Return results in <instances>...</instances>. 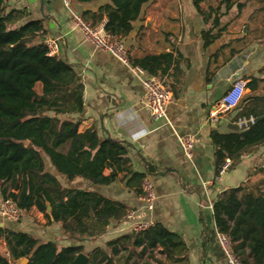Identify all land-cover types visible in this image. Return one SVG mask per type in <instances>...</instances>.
Masks as SVG:
<instances>
[{
	"label": "crops",
	"instance_id": "obj_1",
	"mask_svg": "<svg viewBox=\"0 0 264 264\" xmlns=\"http://www.w3.org/2000/svg\"><path fill=\"white\" fill-rule=\"evenodd\" d=\"M65 1L8 0L6 8L27 12L18 25L43 21V39L56 40V55L73 66L83 86L82 111L66 117L79 121V132L93 128L99 140L111 138L128 144L133 170L144 172L145 165L152 168L153 173L146 176L156 199L148 212L141 195L128 190L120 175L113 183L99 186L81 179L62 178L54 168L47 170L46 162L45 171L63 188L94 191L129 206L132 218L111 223L95 246L105 248L106 242L129 233L140 220H151L182 237L186 247L183 264H228L214 228L212 205L225 192L239 186V197L247 192L264 194V147L249 149L217 180L209 134L211 130L220 134L231 132L238 109L215 120H209L208 114L236 80L246 84L257 80L253 93L264 96V0H230L232 7L220 17L219 25L211 33L222 31L208 46H204L201 35L211 28V21L204 22L192 0H150L142 6L132 31L122 40L132 67L145 56L172 55L162 77L158 75L171 93V101L166 118L157 121L144 106L143 88L131 69L96 50L75 26L70 9L81 15L96 12L110 4V0L88 4L67 0L69 8ZM220 2L204 0L200 8L207 10ZM236 3L244 4L240 12ZM220 10L224 12V4ZM105 22L102 14L95 27L103 28ZM249 93L246 87L245 95ZM254 107L264 111V100L247 105L248 109ZM184 135H192L196 140L190 159L183 155L177 140ZM20 219L12 222L0 218V227L29 234L41 242H54L59 248L72 245L58 224L47 220L36 208L21 213ZM5 252V244L0 240V253Z\"/></svg>",
	"mask_w": 264,
	"mask_h": 264
},
{
	"label": "trees",
	"instance_id": "obj_2",
	"mask_svg": "<svg viewBox=\"0 0 264 264\" xmlns=\"http://www.w3.org/2000/svg\"><path fill=\"white\" fill-rule=\"evenodd\" d=\"M7 1L0 0V195L14 201L22 213L36 208L78 243L59 248L54 242H41L29 234L0 227V240L11 262L24 258L25 264H70L83 253L86 264H183L186 247L182 237L157 222L106 242L105 248L95 246L84 251V242L99 239L111 223L125 219L129 206L94 191L63 188L45 171L44 158L69 181L81 179L102 186L120 175L126 188L138 196L142 195V179L153 170L149 165L144 166V172L133 170L128 144L111 138L99 140L93 128L78 131L79 121L66 117L80 113L83 107V86L73 66L57 55L48 56L41 41L46 34L42 20L18 25L27 12L7 10ZM75 1L88 4L97 0ZM149 1L110 0L96 12H84L82 18L95 27L103 14V30L124 38ZM203 1L192 3L204 22L211 21V28L201 35L204 46H208L218 38L222 30L211 32L233 3L221 0V12L220 5L201 10ZM235 5L238 12L244 7L243 3ZM171 58V54L149 55L134 65L162 77ZM257 85L255 79L247 83L250 93L243 96L233 118L252 116L253 124L241 130L234 126L225 134L210 131L215 173L225 158L236 164L249 149L264 147V111L247 108L264 100V96L253 93ZM16 184L19 187L14 191ZM240 191L241 186L232 188L213 203L214 228L228 239L240 264H264V194L247 192L239 197ZM0 264H8L1 253Z\"/></svg>",
	"mask_w": 264,
	"mask_h": 264
},
{
	"label": "built area",
	"instance_id": "obj_3",
	"mask_svg": "<svg viewBox=\"0 0 264 264\" xmlns=\"http://www.w3.org/2000/svg\"><path fill=\"white\" fill-rule=\"evenodd\" d=\"M65 5L69 8V3L66 0ZM76 28L81 33L83 39L91 43L98 51L107 53L116 58L126 66L139 80L143 88V104L149 111L150 117L157 121L166 118V108L171 101V93L163 84L162 79L158 75H151L138 66H129L127 50L124 46L122 38L113 34L107 33L101 27H94L90 22L85 21L79 12L71 10ZM42 44L47 48L48 56L57 54L58 44L53 38L47 37L42 40ZM247 84L243 80L234 81L230 88L223 94L215 107L209 112V120H215L219 116L232 113L240 104L245 95ZM252 116L237 118L233 124L237 129L248 128L253 124ZM177 140L181 147L183 155L191 158L192 147L196 143L195 137L192 135L178 136ZM233 167V162L229 158H225L220 168L217 171L216 179L220 180ZM142 195L141 200L144 203V209L150 212L153 208L156 196L150 180L146 177L141 182ZM21 211L18 210L14 201L10 198L0 201V218L2 220L17 222L21 218ZM132 213H127L125 218H132ZM154 222L151 220L139 221L132 230L143 231L152 226ZM218 242L226 256L228 264H240L234 257L228 239L217 233ZM3 256L7 259L8 264H13L9 258L7 251Z\"/></svg>",
	"mask_w": 264,
	"mask_h": 264
},
{
	"label": "water",
	"instance_id": "obj_4",
	"mask_svg": "<svg viewBox=\"0 0 264 264\" xmlns=\"http://www.w3.org/2000/svg\"><path fill=\"white\" fill-rule=\"evenodd\" d=\"M18 187L19 185L16 184L14 191H17ZM47 212L49 213V207H47ZM86 262H87V256L83 253H79L78 255H76V257L70 264H86ZM25 263H26V260L24 258H20L15 261V264H25Z\"/></svg>",
	"mask_w": 264,
	"mask_h": 264
},
{
	"label": "rangeland",
	"instance_id": "obj_5",
	"mask_svg": "<svg viewBox=\"0 0 264 264\" xmlns=\"http://www.w3.org/2000/svg\"><path fill=\"white\" fill-rule=\"evenodd\" d=\"M39 89H40V86L39 85H37V87H36V91H39ZM44 160H45V162H46V168H47V170H51L52 169V167L50 166V164H49V162H48V160L46 159V158H44ZM53 170V169H52ZM62 176V178H65V177H63V175H61ZM31 218L33 217V214H32V216H30ZM21 220V219H20ZM20 220L18 221V222H20ZM59 226V225H58ZM69 239V238H68ZM71 240V239H70ZM100 240V239H99ZM96 242H98V239L97 240H95V241H90V242H88V241H86V242H84V251H89V249L90 248H92L93 246H95V243ZM77 242L75 241V240H71L70 241V244H76Z\"/></svg>",
	"mask_w": 264,
	"mask_h": 264
}]
</instances>
